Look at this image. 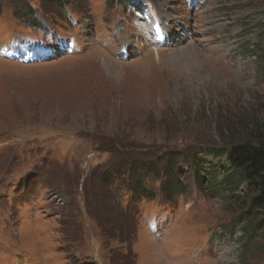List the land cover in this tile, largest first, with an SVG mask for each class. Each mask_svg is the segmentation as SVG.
I'll return each mask as SVG.
<instances>
[{
	"label": "rangeland",
	"instance_id": "1",
	"mask_svg": "<svg viewBox=\"0 0 264 264\" xmlns=\"http://www.w3.org/2000/svg\"><path fill=\"white\" fill-rule=\"evenodd\" d=\"M257 136L264 0H0V264H264Z\"/></svg>",
	"mask_w": 264,
	"mask_h": 264
},
{
	"label": "trees",
	"instance_id": "2",
	"mask_svg": "<svg viewBox=\"0 0 264 264\" xmlns=\"http://www.w3.org/2000/svg\"><path fill=\"white\" fill-rule=\"evenodd\" d=\"M50 1L56 5L60 0ZM120 1L123 2V0ZM225 157L231 169L229 174L232 173V177L234 175L238 183L246 182L247 189L251 194L246 211V214L250 216L249 219L251 220V217L258 215L259 211L263 213V217L255 224L256 227L251 229V232L256 230L264 238V138L257 136L255 141L249 139L234 143L226 151ZM130 164L131 166L134 165L133 162ZM136 164L140 166L135 169L138 178L135 179V185L128 186L126 190L134 191L133 193H135L137 199L153 202L157 198L156 193L147 190L144 186L141 187L139 177H141L140 174L144 173L143 165H146L148 171L155 175H158L157 167H153L149 163L145 164V162ZM118 171L116 170L115 173ZM104 178L105 176L102 174L101 179Z\"/></svg>",
	"mask_w": 264,
	"mask_h": 264
},
{
	"label": "bare ground",
	"instance_id": "3",
	"mask_svg": "<svg viewBox=\"0 0 264 264\" xmlns=\"http://www.w3.org/2000/svg\"><path fill=\"white\" fill-rule=\"evenodd\" d=\"M142 17H140V19H141ZM158 22V21H157ZM134 25H140V26H142V25H144L143 24V22H141V20H139L138 22H135V23H133ZM158 24H159V29H158V31H157V36H159L158 38H156V42H158V41H160V40H164L165 38H166V32H167V30H166V26H165V24H163L162 25V23L160 22H158ZM145 27V26H144ZM143 34H146V35H149L148 36V39H149V37H151L150 36V34H151V31H150V28H145V32H142ZM150 42H153L151 39H150Z\"/></svg>",
	"mask_w": 264,
	"mask_h": 264
}]
</instances>
